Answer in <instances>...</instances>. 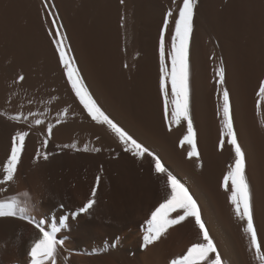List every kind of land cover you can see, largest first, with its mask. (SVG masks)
Masks as SVG:
<instances>
[{
    "label": "bare ground",
    "instance_id": "bare-ground-1",
    "mask_svg": "<svg viewBox=\"0 0 264 264\" xmlns=\"http://www.w3.org/2000/svg\"><path fill=\"white\" fill-rule=\"evenodd\" d=\"M6 1L0 0V3ZM78 1L68 0L69 8L74 10L78 6ZM212 2L215 6L222 5V11L216 16L212 11L209 12L217 17L218 22L216 23L219 24L221 29V36L228 41L224 54L226 63L224 86L230 93L234 127L238 141L245 153L246 175L252 193L254 223L259 239L264 242V108H261L260 114H258V97L256 96L259 81L264 79V70L262 71L264 65V0H212ZM96 10H99V8ZM120 10H122V15H119L120 18L117 17L120 19L121 30L119 32L121 31L120 35L123 38L118 52L116 51L117 47H111V55L108 54L111 59L106 58L104 60L105 65L102 63V69L100 68V71H102L101 77L98 66L96 70L99 73L98 77L96 76L97 73L94 72L93 74L92 71L87 70L86 60L84 59V56L87 58L85 50L82 51V54L84 53L82 56L78 40L76 38V40L72 38H70L72 40H67L72 52L75 53L79 64H81V75L85 83L102 109L139 142L156 151L163 158L166 166L190 189L201 208L206 227L221 252L225 264H259L254 258L253 252L248 248L247 238L242 231L243 222L239 221L232 212V206L227 199L229 193L221 187L223 176L233 160V153L227 144L222 150L218 148L220 116L217 114L219 101L214 74V69L219 65V59H216L218 56L213 52L212 46L209 45L207 53L210 52L213 59H211L212 62L209 60L211 63L208 64V68L206 67L207 63L204 62L203 53H191V64L193 65L190 69L191 114L197 133L200 162L202 163V167H197V162L194 159L189 160L186 158V148L181 149L178 146L186 125H174L172 131H168L163 122L162 101L159 96V38H157V31L153 33L156 39V66L153 70H143L144 80H142L144 90H150L151 85L155 88L153 90L155 93L153 96L154 103H152L154 104V112H151L154 114L153 117L149 113V117L145 115L146 118H138L139 120L131 118L125 111L113 106L112 99H109V92H106L109 90L105 89L110 88L111 91H116L118 83L125 76L126 78L129 77L128 70L135 54L134 50L130 48L131 43L128 40L132 34L131 25L136 26L140 19L150 24L151 28L148 27L149 29L154 28V26L156 28V25L151 22L152 16L145 11L142 12L137 6L136 13L142 14V16L138 15L133 18L131 0H125ZM204 12L207 16V9ZM117 13L115 14L117 15ZM210 13H208V16L211 15ZM99 14L100 12L96 16ZM111 19L113 20L114 17ZM211 21L213 22L214 18ZM105 23L110 24L109 22ZM173 24L171 25L173 26ZM171 25L166 34V40L169 44L171 41ZM247 28L249 30H246ZM152 30L154 31V29ZM115 33L112 32L114 36ZM52 39L50 44L53 51L50 52L51 55L48 54L50 57L48 60L47 58L45 61L43 60L44 65L46 64L45 67L50 68V70H44L39 54L28 55V58H26L17 45L0 49V51H3L0 63L7 64L8 66H6L9 68V74H7L5 66H0V113H6L7 115L22 113L28 117L27 120L17 122L2 115L0 119V165L6 160L10 149V137L16 131H27L29 133L25 140L24 150L30 151L38 145H42L43 141L47 139L46 147L49 145L64 147L66 145L69 148L71 145L76 144L75 149L83 151L87 146L89 150L86 153H98V151L92 149H99V152L101 151L100 156L89 155L95 163L88 167H84L82 165L84 163H82L83 167H80L79 171L81 172L80 175L78 174L79 176L77 175L78 179L72 180L69 177L71 181H68L69 179L64 181L63 178L59 177L60 167L50 165V163L35 172L33 176L24 177L21 180L16 179L15 183L7 186L6 193L0 192V197L26 191L30 194L34 205L32 215L37 219H43L47 225L56 224L59 226L60 217L67 218L66 227L62 228L60 232L69 235L70 238L68 242H64L63 247L60 249V264H169L172 258L183 254L190 244L197 239L198 229L194 227L193 222L185 221L181 225L170 228L159 241L150 245L146 250L140 249L141 231L138 232V229L141 230L142 226H146L144 223L146 221L145 217L141 216L140 210L144 206L142 207L143 204L140 205V203L134 202L131 199L132 197L130 198V186L131 183L141 185V173L142 171L143 174L145 173V169L141 164L149 165V161L147 158L143 161L136 160L130 154L125 153L115 137L106 128L92 122L90 118H68L70 114H67L66 117L61 118L60 123L56 122L58 113L64 109H68V112L74 111V114L78 111L83 112V109L66 84L63 70L57 61ZM203 39L205 40V38ZM95 41L98 42V40ZM108 48L110 49V47ZM193 52H196V50ZM97 55L96 53L94 57ZM90 60H93L92 56ZM118 63L122 67V71L126 72L125 76L118 72V70L120 71V68H117ZM24 70L28 71V80L17 83V77L22 74V71L25 72ZM43 73L46 77L44 82L47 83L50 79H52V82L48 83L49 86L43 84L45 90L41 97L39 91V93H34L38 81L35 79L40 75L42 76ZM32 77H35V79ZM55 79L58 80L59 85L56 82L54 83ZM23 82L27 83L26 88L23 87ZM211 87H215V90L212 89L215 94L214 99L211 98V93L208 92ZM33 89H35L34 92ZM113 94L111 93V95ZM212 103H214V106ZM29 112L33 113L36 118L41 119L43 123L35 125L33 117L28 115ZM49 126L52 127L51 134L47 132ZM106 157L110 158L113 164L109 163L110 166L105 165L103 167L98 161L100 162L102 158L105 159ZM103 162L105 161L103 160ZM146 168L150 171L149 166ZM77 169H79V166ZM86 175L89 178L86 177L85 179ZM97 175L101 177V181L97 189L95 206L90 214H80L73 217L71 214L78 207L83 206L91 196V189L95 184ZM146 177L148 179V175ZM142 185L144 186V184ZM159 186H162V184ZM132 187L136 188L135 186ZM156 187H158V184ZM140 188L142 189V187ZM141 189L139 190L141 191ZM163 190L162 193L160 192V196L166 189ZM149 193L147 196H149ZM164 195H166V192ZM138 196L136 197L139 198ZM144 196L141 197L144 198ZM157 196L159 197V195ZM133 197L135 196L133 195ZM144 200L146 201L145 198L142 201ZM153 204L150 205L149 202V207ZM60 205H63V207H60ZM151 209H146V211L149 210L148 213H150ZM145 213L147 214V212ZM34 231L31 225L18 219H0V264H27L26 248ZM117 237L119 238L118 241ZM113 243H117L118 246L112 248L111 244ZM127 258L133 260L128 261Z\"/></svg>",
    "mask_w": 264,
    "mask_h": 264
},
{
    "label": "snow or ice",
    "instance_id": "snow-or-ice-1",
    "mask_svg": "<svg viewBox=\"0 0 264 264\" xmlns=\"http://www.w3.org/2000/svg\"><path fill=\"white\" fill-rule=\"evenodd\" d=\"M124 2L125 0H120L122 5ZM173 2L175 3V0ZM196 4L197 0H182L177 9L170 8L163 16L158 42L159 96L162 101L163 122L168 131H172L174 125H186L178 146L181 149L186 148L187 159H194L197 162V167H202L197 147V133L191 114L189 56ZM45 7H48L47 3H45ZM47 15L53 16V13L48 12ZM121 19L123 20V17ZM173 22L174 27L171 29L169 44L166 40V34ZM51 26L56 29L55 33L49 31V35L53 36L52 44L55 47L59 66L63 70L67 86L82 107L83 112L96 125L106 128L115 137L125 153L140 161L147 158L151 173L161 179L162 185L166 189L165 198L151 210L148 219L144 222L146 226L141 227L140 249L146 250L150 245L159 241L170 228L189 221L193 222L194 227L198 229V237L183 254L172 258L169 264H225L221 252L206 227L201 208L190 189L166 166L163 158L156 151L139 142L102 109L85 83L76 60L71 55L72 50L67 43V37L60 30L61 25L57 23L55 17L52 19ZM214 74L219 101L217 114L220 116L218 148L222 150L227 144L233 153V160L223 176L221 187L229 193L227 199L232 206L234 216L243 222L242 231L247 238L249 250L253 252L254 258L259 264H264V242L259 239L254 223L252 193L246 175V158L234 127L230 93L224 86L225 68L222 62L214 69ZM24 79L25 77L21 74L17 77L16 82H22ZM256 96L258 97L257 112L260 114V109L264 108V79L259 81ZM67 114L68 109L58 113L56 122L60 123L61 118L66 117ZM0 115L17 122L28 118L22 113L16 115L0 113ZM28 115L33 117L35 125L43 123L33 113L29 112ZM51 131L52 127L49 126L47 132L51 134ZM28 135L27 131H16L10 137V149L6 160L0 165V192L6 193L7 186L16 181L18 166L21 163L25 140ZM47 143L48 140L45 139L41 147L45 148ZM71 147L75 149L77 145L73 144ZM84 150L88 151L89 149L85 146ZM92 150L99 151V149ZM49 158L48 152L42 153L37 150L35 156L37 161L40 159L47 161ZM100 181L101 177L97 175L95 184L91 189V196L83 206L78 207L71 214L73 217L80 214H90L97 202L96 196ZM33 208L30 194L26 191L0 197V219H18L31 225L35 230L26 248L27 264H60V249L64 245V240L58 239L57 233L66 227L67 218L61 216L59 226L56 224L46 225L43 219H37L32 215ZM116 239L119 240L118 237ZM117 246V243L111 244L112 248Z\"/></svg>",
    "mask_w": 264,
    "mask_h": 264
},
{
    "label": "rangeland",
    "instance_id": "rangeland-1",
    "mask_svg": "<svg viewBox=\"0 0 264 264\" xmlns=\"http://www.w3.org/2000/svg\"><path fill=\"white\" fill-rule=\"evenodd\" d=\"M67 1L68 0H7L6 2H1L0 3V49L2 50V49H4L3 47L6 48V46L9 47L10 45H12V46L17 45L20 47V49L22 50V52L26 58H28V55L39 54V56L41 55L40 60L43 64L44 70L45 69L50 70V68L45 67L46 64L44 65V63H45L44 61L46 58H47V60H48V58H50L48 56V54H50V52L53 51V50H51L52 47L50 44L53 36L49 35V31H51L53 33H55V31H56V29L51 26L52 19H53V17H55L57 20V23L59 25H61L60 30L65 34V36L67 37V40H72V39L76 38L79 42L78 44H79V48H80V54H82V51L85 50L84 52H85V55L87 58H85V56H84V59L86 60L87 70L92 71L94 74V72L97 73L96 70L99 67L98 71L100 72V77H101L102 71H100V70L102 69V63L103 64L105 63L104 60L106 58L111 59L108 56V54L111 55V53H110L111 47H117L116 51L118 52V49L120 48V42L122 41V38H123L120 35L121 31L119 32V30H121L120 29L121 23H120L119 18L122 15V10H120L122 7V4L120 3V0H101V1L100 0H79L78 6L74 9L75 10L74 11V10L69 8ZM208 1H209V4H208ZM131 2L133 5V10H132L133 18H135V16H138V15L142 16V14L136 13V6H137L140 10H142V12L145 11L147 14L149 13L152 16L151 22L153 23V25H156V28H155V26H154V28H152V29H154V31L152 29H149V28H151L150 24L146 23L145 21H141L140 19L136 23V26L134 24L131 25V28H132L131 33L132 34L128 40L131 43L130 48H132L134 50L135 54H134L133 60L131 62L132 64L128 70L129 77L126 78V76H125L126 72L122 71V67L118 63L119 66L117 65V68H120V71L118 70V72L124 74L123 76H125V77L122 79V81L120 83H118L116 91H113V90L111 91L110 88L105 89V90H109L106 92L107 93L109 92L108 96L110 95V98L109 97L108 98L110 100L112 99V102L111 101L110 102L113 104V106L119 107L117 109L125 111L127 114L130 115L131 118H137L138 119V118H146L147 115L149 117L150 114L152 117L154 115V114H152L154 112V108H153L154 104H152V103H154L153 96L155 93L153 90L155 88H153L151 85L150 90L146 91V90H144V86H143L144 83H142V80H144L143 70H146V69L153 70V68L156 66V62H157L156 56H155V51H156L155 50V40L156 39H155V34H153V33L157 31L156 32L157 36H158L157 38H159V29L162 26L163 16H164L165 12H167L170 8L173 10L177 9L178 5L182 2V0H179V1L175 0V3L173 2V0H131ZM45 3H47L49 8L45 7ZM66 5L68 6V8ZM219 6H221L220 7L221 9L219 8ZM97 8H99V10H96ZM206 9H207V16L205 15V12H204V10H206ZM218 9H220V10H218ZM71 11H72V13H71ZM119 11L121 12V14ZM209 11H212V13L216 16V14H219L220 11H222V5L215 6L214 3L212 2V0H197L196 8L194 10V30H193L191 42H190V56H189L190 69H192V66H193L191 64L192 63L191 62L192 61L191 53H193V54L203 53L204 55L203 54L202 55L204 58V62L207 63L206 67L209 68L210 63L212 62L211 59H213L212 58L213 56L210 54V52L207 53V49L209 48L208 46L210 45V46H212L213 52L216 54V56H218V57H216V59L217 58L219 59V61H218L219 64L221 62L224 63L223 66L226 70V63H225V55L224 54L226 52L225 48H226L228 41L226 38H223V36H221L222 35L221 29L219 27V24L216 23V22H218L217 21L218 19H216L217 17H214V15L211 14ZM216 11H218V12H216ZM48 12H52L53 16L47 15ZM99 12H100L99 15L102 18L101 17L99 18V15L96 16ZM110 12L111 13L114 12V13H112L113 15ZM115 13H117V15ZM208 13H210L211 15L209 14L210 16H208ZM115 15H116V17L117 16L119 17V18L117 17V20H116ZM112 17H114L113 20L111 19ZM213 18H214V21L212 22L211 20H213ZM47 19H48V21H47ZM99 20H100L101 24H100ZM153 20H154V22H153ZM105 22H109L110 24H107ZM47 23H49V24H47ZM98 26H99V28H98ZM172 27H174V24H173V26L171 25V28ZM114 28H115V30H114ZM146 28H148V29H146ZM76 29H78V30L76 31ZM84 29L85 30L87 29V30L85 31ZM155 29H157V30H155ZM66 30H67V32H66ZM246 30H249V29L247 28ZM110 31H111V33H110ZM78 32L81 34H79ZM112 32H116L115 33L116 35L114 36V34H112ZM68 34L71 37H69ZM109 34H111V36H109ZM219 34H220V36H219ZM37 36H39V37H37ZM81 36H83V37H81ZM202 37L205 38V40ZM70 38H72V39H70ZM95 40H98V42ZM85 42H86V44H85ZM83 44H85V45H83ZM88 45H90V46H88ZM92 45H93V47H92ZM96 45L98 48L96 47ZM107 46L110 47V49ZM204 49H205V51H204ZM191 50H192V52H191ZM195 50H196V52H193ZM2 52L3 51H0V57H2V55H1ZM88 53H90L89 58H88ZM96 53L98 55L96 57H94V55ZM45 54H46V56H45ZM71 55L75 58L77 66L79 67V69L81 71L82 67L80 66L81 64H79V61L77 60L78 57L76 58L75 53L72 51H71ZM83 55H84V53L82 54V56ZM91 56H92L93 60H90ZM97 59L99 61H102V60L103 61L99 62ZM57 61H58V58H57ZM96 64H98V65H96ZM1 65L5 66V72L7 74H9V68L7 67L8 65L0 63V66ZM104 65H103V67H104ZM263 66H262V68H263L262 71L264 70ZM106 68H108V67H106ZM208 68H207V70H209ZM24 71L25 72L22 71V74L24 77L26 76L24 80L27 81L28 80L27 77H29V76H27L28 71H26V70H24ZM42 76L40 75V76H38V78L36 77V79H35V77H32L36 81L38 80L36 82L37 83L36 91H35V89H33V92L34 91H35L34 93L40 92L39 95H41V97L43 96L42 94L44 93V90H45L44 87L48 83L52 82L51 81L52 79L49 78L50 80H48V82L45 83L44 81H45L46 77H45L44 73ZM96 76L98 77L99 73H97ZM59 80H61V79H59ZM55 82L57 84L59 83L57 79L54 80V83ZM26 84H27L26 82H23L22 85L24 88L27 87ZM48 86H49V84H48ZM214 88L215 87H211L210 89H208V92L211 93L212 99H214L213 97H215L214 96L215 94L213 91V90H215ZM111 93H114V94L111 95ZM23 100L26 101L25 99H23ZM212 104L214 106V103H212ZM76 113H77V115H75ZM68 114H70L68 116V118H79V117L80 118H88L87 115L81 111L75 112V114H74V111H72V112L69 111ZM145 115H146V117H145ZM1 118H2V115H0V119ZM71 148L72 147L68 148V146H66V145L64 147L49 145L48 147L42 148L41 145H38V147H36L30 151L24 150L22 153V157H21V163L18 166V172H17L16 179L21 180V178L33 176V175H35L34 174L35 172H38L39 170L43 169V167L45 165L50 164V163H51L50 165H55V166L60 167L61 173H62V175H65L64 176L65 178L61 175V173L59 174L60 175L59 177H61V179L63 178L64 181L68 180L69 177L72 180L78 179V176L80 175L79 173L81 172L79 170H80V167L81 168L83 167L82 165H84V167H88V166H91L95 163L94 161H92L93 158H91L89 155L93 154V155H99L100 156L101 151L100 152L98 151V153L97 152L86 153V151L74 149V148L71 149ZM37 150H40L42 153L44 151L48 152L50 154L49 160L44 161L43 159H40L39 161H37L35 159ZM84 158H86V159H84ZM103 160L105 162H103ZM82 163H84V164H82ZM98 163L100 165H102L103 167H105V165L110 166L111 164H113L112 161L110 160V158H107V157L105 159L102 158V161L100 160V162L98 161ZM109 163H111V164H109ZM141 165L145 169V171H144L145 173L143 174V171H142L141 174H142V176L143 175L145 176V174H146V176L148 175V179L145 176V178H146V180H145V178H143L144 176L143 177L141 176V181H140L141 185H140V182L138 181L140 186H138V184L134 185L133 183H131V186H135L136 188H134V187L131 188V186H130V190L132 191V192L130 191V194H131L130 198L132 197L131 199L134 200V202L140 203V205L143 204L142 207L144 206L145 208L140 207V208H142V209H140L141 210V216L145 217V220H147L146 218L149 217L150 213H148L149 210L146 211V209H151V207H152L151 210H153V208L158 206L159 201L161 202L163 200L161 198L165 197L164 194H165L166 190L164 187H162L163 185L159 186L162 184L161 179L154 176L152 173H150L151 171L147 170L148 168H146V167L149 166V169H150V165H146L144 163ZM144 165H146V166L144 167ZM78 166H79V169H77ZM72 172H73V176H72ZM63 173H65V174H63ZM70 173H71V175H70ZM86 177L89 178L88 175L85 176V179H86ZM151 177H152V179H151ZM154 178H156V179H154ZM71 179H69L68 181H71ZM142 179L145 181H143ZM151 181H152V183H151ZM142 182H145V183H142ZM142 184H144L145 187ZM157 184H158V187H156ZM137 187H138V189H137ZM140 187H142L143 190ZM139 189H141V191ZM162 190L164 191V193L162 194V196H160L162 193L161 192ZM136 192H137V195H136ZM148 192L151 193V194L149 193V196H147ZM132 193L135 197H133ZM155 193H157V194H155ZM138 194H139V196H138ZM140 195L142 197L145 195L144 198L146 199V201L145 200L142 201L144 198H142ZM157 195H159V197ZM136 196H138L139 198H137ZM159 199H161V200H159ZM149 200H151V201H149ZM148 201L150 202V205H152L154 203L153 206L149 207L150 205H149ZM146 203L148 204L147 205L148 207L146 206ZM145 212H147V214ZM147 215H148V217H146ZM46 225H47V223H46ZM138 230H139L138 232L141 231L140 229H138ZM57 237H58V239L64 240V242H68V240L70 238L69 235H67L63 232L57 233ZM130 258H127V260L128 261L133 260Z\"/></svg>",
    "mask_w": 264,
    "mask_h": 264
}]
</instances>
